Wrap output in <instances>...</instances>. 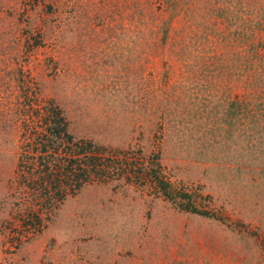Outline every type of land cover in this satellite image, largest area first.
I'll return each instance as SVG.
<instances>
[{"label":"rangeland","instance_id":"374dc122","mask_svg":"<svg viewBox=\"0 0 264 264\" xmlns=\"http://www.w3.org/2000/svg\"><path fill=\"white\" fill-rule=\"evenodd\" d=\"M0 264H264V0H0Z\"/></svg>","mask_w":264,"mask_h":264},{"label":"trees","instance_id":"16d2710c","mask_svg":"<svg viewBox=\"0 0 264 264\" xmlns=\"http://www.w3.org/2000/svg\"><path fill=\"white\" fill-rule=\"evenodd\" d=\"M53 128H50V133H51V139L53 141L57 139H62V129L60 128L58 121L56 119H53ZM66 125V124H65Z\"/></svg>","mask_w":264,"mask_h":264}]
</instances>
